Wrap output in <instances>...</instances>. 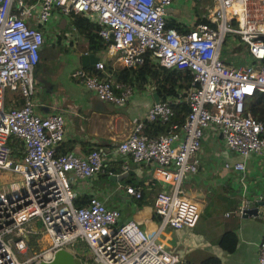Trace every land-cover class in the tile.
<instances>
[{
    "label": "built area",
    "instance_id": "obj_1",
    "mask_svg": "<svg viewBox=\"0 0 264 264\" xmlns=\"http://www.w3.org/2000/svg\"><path fill=\"white\" fill-rule=\"evenodd\" d=\"M171 2L0 0V264H37L59 248L72 251L80 264H179L164 231L190 227L198 218L196 204L180 194L179 184L197 169L204 129L214 127L225 148L241 157L264 155V125L245 108L248 95L264 92V0H209L200 14L207 21H197L195 15L188 21H196L195 25L183 32L165 25ZM70 13H81L97 24V34L118 65H139L150 56L161 66L187 70L191 76L182 92L188 110L181 123L171 121L168 97L154 100L144 117L168 122L167 130L148 135L142 122L136 121L110 150L112 155H128L133 163L152 164L151 177L164 186L154 195L158 223L151 234L132 218L121 220L119 209L96 195L73 205L75 192L69 178L93 175L104 150L56 152L63 139L61 112L34 111L32 70L39 48L51 21L68 19ZM226 33L232 40L233 35L238 37L230 47L243 46L248 61L224 62L221 48ZM93 68L101 77L81 66L72 68L69 76L113 105L130 97V84L103 79L108 74L102 60L93 61ZM110 83L119 91L114 92ZM6 88L13 91L7 99ZM16 141L19 149L11 146ZM222 166L241 172L245 168L240 159L223 160ZM120 168L123 172L128 166L121 163ZM125 189L139 194L131 185ZM26 228L39 233L38 248L30 247ZM73 245L80 251L74 252ZM254 264H264L262 239Z\"/></svg>",
    "mask_w": 264,
    "mask_h": 264
},
{
    "label": "crops",
    "instance_id": "obj_2",
    "mask_svg": "<svg viewBox=\"0 0 264 264\" xmlns=\"http://www.w3.org/2000/svg\"><path fill=\"white\" fill-rule=\"evenodd\" d=\"M208 4L209 0H202L200 6ZM192 6L188 0H172L166 15L190 21L194 10ZM199 10L204 8L200 7ZM59 20L54 18L51 21L53 24L39 48L37 63L42 60L43 46L46 44L51 51H55L53 49L56 47L54 54L60 55L62 52L65 59L61 62L58 58H46L42 69L32 70L34 111L40 115L61 112L64 128L60 143L68 145V149L76 154L87 152L94 144L103 145L104 151H107L109 146L127 134L136 121L143 119L145 108L153 100V83L148 82L144 88L134 90L128 100L121 104L113 105L98 99L91 89L69 78L70 69L82 66L83 62L92 64L90 53L100 60L110 58L113 67L120 65L107 53L105 45L91 51L85 37L78 34L69 18L64 19L62 26L58 25ZM229 53L224 55L227 63L241 64L249 59L243 46ZM83 54H87L88 58L83 60ZM117 159L129 166L128 174L126 172V175L118 178H110L111 174L107 178L100 177V174L86 178L70 177V185L75 193L94 194L107 206L117 207L121 220L132 218L151 234L158 223V216L153 212L154 195L164 186L157 179L134 187L133 183L147 182L152 178V164H133L129 156L122 154ZM238 159L245 165L242 172L223 168V160ZM121 173L114 174L117 176ZM127 185L136 188L139 195L127 192ZM179 191L198 208L194 225L164 231L165 242L177 252L179 264L255 263L257 243L264 238L263 154L250 153L241 157L225 148L214 127L205 128L200 141L197 169L183 176ZM254 206L255 213L247 211ZM205 208L206 220L201 215Z\"/></svg>",
    "mask_w": 264,
    "mask_h": 264
},
{
    "label": "trees",
    "instance_id": "obj_3",
    "mask_svg": "<svg viewBox=\"0 0 264 264\" xmlns=\"http://www.w3.org/2000/svg\"><path fill=\"white\" fill-rule=\"evenodd\" d=\"M202 0H196L194 4L192 5H198V7H202L201 5ZM193 7V6H192ZM194 10H192V16L194 17L197 15L196 20L197 21H207L205 17H201L200 14L203 12L206 8V5L203 6L204 10H197L196 7H193ZM194 13V14H193ZM69 22L70 24L76 29L78 34H81L85 37L86 42L88 43V47H90L91 51H95V49L99 46H106V42L97 34L96 32V23L93 21H89L86 16H84L81 13H70L69 14ZM194 21V20H193ZM188 22V21H183V20H177L170 14L166 15L165 17V25L166 26H172L175 29H177L180 32L186 31L191 29L195 22ZM234 39H237L233 44L237 43L238 37L236 35H233ZM225 43V38L223 41V45ZM238 46H229L228 52H230L232 49L237 48ZM222 59L224 60V55L225 53H221ZM249 56V55H248ZM39 57V55H38ZM264 62V57L261 59ZM38 61V59H37ZM225 62V60H224ZM251 62H255V60H251ZM103 63V68L105 71H107L108 75H104L103 79H109V82L111 80L113 81H118L122 83H128L132 86L133 91L137 89L144 88L145 84L148 82L153 83V90L157 93L158 99L163 100L164 98L168 97L169 98V104L173 109V115L171 117V121H176L177 123H181L183 120V115L185 112L188 110V104L184 101L182 97V92L183 88L185 89L191 79L190 74L187 72V70H182V69H175V68H166L164 66L159 65L158 63L154 62L150 56H144V60L141 64L135 65V66H117L113 67L110 62V58H105L102 60ZM37 64V62H36ZM35 64V65H36ZM82 68L91 71V74H99V71L93 68V63L88 64L85 66H81ZM102 74H99L101 77ZM70 79L73 80L69 76ZM110 87L114 92H118L119 89L114 87V84L110 83ZM132 91V92H133ZM178 97V101L174 100L175 98ZM128 100V99H127ZM17 101H21V99H17ZM16 101V104L18 102ZM154 101V100H152ZM245 108L257 119L261 120L263 125H264V92L261 91H255L251 95H248L245 99ZM142 125H143V130L145 133L148 135H155L157 133H161L167 130L169 123H164L160 122L157 119H147L144 117L143 114V119L141 120ZM12 148H20L19 142H15L11 144ZM113 145L108 147L107 151H104L103 156L104 159L102 160V164L100 168H98L94 174H100V177H105L107 178L108 175L114 174V173H119L121 172L120 165L123 162H120V160L117 159L118 155L120 154H111V148ZM69 146L66 144H61L59 143L57 147L55 148L56 152H65L68 149ZM102 149L104 150V146L100 144H94L93 146H90V149ZM87 150V151H88ZM128 156V155H127ZM132 162V161H131ZM133 163V162H132ZM143 163V162H141ZM138 163V164H141ZM136 164V163H133ZM128 166V165H127ZM129 170V166L128 169ZM126 170V171H127ZM129 172L127 171L126 174ZM125 174V175H126ZM92 176V175H91ZM109 179V178H108ZM157 181L156 178H149L147 182H141L138 184L133 183L132 185L134 187H138L141 184H148L151 182ZM137 183V182H136ZM131 185V186H132ZM126 188V186H125ZM94 194H89V193H83V194H78L75 193L74 197L72 198V203L73 205H82L84 204L87 199ZM139 195V194H138ZM100 199V198H99ZM101 200V199H100ZM26 233H27V239L30 247L32 249L38 248L40 243L37 241L39 237V233L30 230L29 228H26ZM264 240V238L262 239Z\"/></svg>",
    "mask_w": 264,
    "mask_h": 264
},
{
    "label": "water",
    "instance_id": "obj_4",
    "mask_svg": "<svg viewBox=\"0 0 264 264\" xmlns=\"http://www.w3.org/2000/svg\"><path fill=\"white\" fill-rule=\"evenodd\" d=\"M64 21V18H60L59 22H58V25L59 26H62V22ZM263 42H264V35L261 36ZM89 57L92 58L91 61H95L97 59V57L93 54V53H90L89 54ZM88 56L87 54H83L82 55V59H87ZM87 65V63H84L82 64V66H85ZM152 97H153V100H158V96H157V93L155 91L152 92ZM127 171L125 172H122L121 174L119 175H115V174H111L109 177L110 178H115V177H120L121 175H125ZM247 211H252L253 213L256 212V206L252 207L250 210H247ZM73 249H74V252H79L80 249L78 247V245H73ZM87 248L85 247V250ZM37 264H80V260L78 258V256H76L72 251L70 250H67L66 248H59L57 250L54 251V253L52 254V257L49 259V260H40Z\"/></svg>",
    "mask_w": 264,
    "mask_h": 264
},
{
    "label": "rangeland",
    "instance_id": "obj_5",
    "mask_svg": "<svg viewBox=\"0 0 264 264\" xmlns=\"http://www.w3.org/2000/svg\"><path fill=\"white\" fill-rule=\"evenodd\" d=\"M201 4H202V2H201ZM195 7H196V9L198 10L199 9V7H198V5L196 4V5H194ZM193 6V7H194ZM202 7H203V5H202ZM229 33H226L225 34V43L224 44H226V45H222V48H221V53H226V54H231V53H229L228 52V50H229V46L230 45H233V43L237 40V39H234V40H232V38L228 35ZM53 50H57L56 49V47H54V49ZM43 55H42V60L41 61H39L34 67H33V70H35V68L37 69H42V67L44 66V62H45V60H46V58L47 59H50V60H53V59H60V61L61 62H63L64 61V59H65V55H63L62 54V52H61V50H60V55H56V54H54V52L55 51H51L50 50V47H47V44L46 45H44L43 46ZM53 54H54V56H53ZM225 54V55H226ZM262 61V60H261ZM74 68V67H73ZM71 70V69H70ZM33 76H34V73H33ZM33 80H34V78H33ZM34 85H35V83H34ZM34 91H35V87H34ZM13 95V91H11V90H9V89H5V98L7 99V98H9V97H11ZM33 95H34V92H33ZM33 95H32V99H33ZM34 101V100H33ZM1 176H4L3 174H1ZM207 208H205V209H203L202 211H201V215H202V219H204L205 217H206V215H207ZM207 218H205L204 220H206ZM203 220V221H204Z\"/></svg>",
    "mask_w": 264,
    "mask_h": 264
}]
</instances>
